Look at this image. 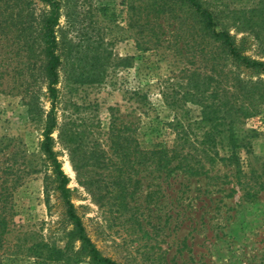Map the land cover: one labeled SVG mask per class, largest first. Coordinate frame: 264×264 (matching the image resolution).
<instances>
[{
  "label": "rangeland",
  "instance_id": "rangeland-1",
  "mask_svg": "<svg viewBox=\"0 0 264 264\" xmlns=\"http://www.w3.org/2000/svg\"><path fill=\"white\" fill-rule=\"evenodd\" d=\"M59 1L57 110L72 142L66 145L56 133V150L77 213L101 254L119 264H264V191L246 198L235 184L233 166L219 163L209 179L176 172L168 182L159 172L136 166L127 212L119 210L108 176L117 162L110 143L112 121L132 127L144 150L178 144L198 155L203 101L220 114V157L229 149L223 116L230 113L238 134L249 142L239 151L240 170L264 183V102L258 93L264 92V76L228 65L219 51L196 50L192 40L184 42L169 28L157 42H149L141 27L143 12L132 6L141 7L145 0ZM211 1L230 16L225 21L252 26L238 37L249 39V57L264 62L259 0ZM48 11L39 0H0V136L9 143L0 166L15 155L21 169H41L26 175L10 200L12 217L9 233L1 237L0 264H91L76 255L70 262H52L29 253L37 244L64 249L71 229L60 200L52 196L48 205L44 191L42 117L51 102L39 35ZM234 77L243 81L241 86ZM246 83L258 85L252 98ZM245 111L256 114L239 117ZM70 150L83 166L80 175ZM79 246L75 243L73 254Z\"/></svg>",
  "mask_w": 264,
  "mask_h": 264
},
{
  "label": "trees",
  "instance_id": "trees-1",
  "mask_svg": "<svg viewBox=\"0 0 264 264\" xmlns=\"http://www.w3.org/2000/svg\"><path fill=\"white\" fill-rule=\"evenodd\" d=\"M45 4L49 11L43 18V25L40 31V39L43 42L44 62L42 67L43 76L46 81L47 97L50 100V109L43 112L42 117L43 130L40 143V153L42 160V170L44 172V191L46 194V203L50 205L52 196H57L63 208V215L68 221L71 229L67 234L68 239L65 248L59 249L56 246L43 244L33 245L29 249L31 256L50 260L52 262H61L66 260L70 262L76 255L89 259L91 264H119L110 258L101 254L91 238L87 234L82 218L77 213L72 200V191L69 188L70 179L63 170L59 153L56 150V139L54 134L58 133L59 139L66 145L72 142L69 135H65L63 126L58 119V99L60 84V68L62 66V57L59 54V41L56 29L60 24L61 4L59 0H39ZM134 10L143 12L145 23L141 26L143 34L149 38V42H157L159 36L165 35L166 28H169L173 35L178 38L190 39L194 43L196 50L202 53L207 48L211 51H219L226 58L227 64L243 72L264 76V62L253 59L247 55V44L249 39L242 37L239 39L238 32L248 30L251 25L231 23L225 21L230 16L225 15V11L211 0H145L144 5L136 7ZM264 19V0H259L256 9ZM137 14V13H136ZM142 14V13H141ZM232 29L236 30L233 33ZM216 59L213 60L214 72L217 71ZM229 76V75H228ZM236 84L242 85L243 81L239 77H234ZM247 93L252 98L258 89V85H249L246 83ZM260 100L264 102V92L261 90ZM202 117L200 125L204 132L201 139H197L201 148L199 154L185 153L177 145L164 146L157 149H142L138 139L134 135L132 127H122L117 120L110 124V143L112 155L117 158L112 171L109 173L111 178L112 194L120 211L127 212L129 209V198L133 197L134 190L131 189L134 183V176L137 173L136 166L145 167L156 171L165 182H168L176 172L184 175L188 179L192 178H210L211 170L219 163L223 162L235 168L233 177L235 184L244 192L248 199L256 198L264 191V183L253 181L251 176L240 170L241 158L240 149L249 147L246 138L240 136L236 130V122L230 113L223 116L224 131L227 139L228 153L225 157H220L216 150L218 138L223 131H219L220 114L213 104L201 102ZM30 114L39 116L33 108H30ZM256 112H240L239 117L249 118ZM228 121V124H226ZM175 125L174 127H176ZM124 131L131 133L124 135ZM9 149V143L6 138L0 136V155L6 154ZM74 169L78 175L81 174L83 166L80 161L75 160V150H70ZM95 154V153H92ZM13 160L12 164H8ZM15 161V155L7 159L5 165L0 166V242L1 237L9 233V227L12 217V207L10 200L14 191L23 183L26 175L32 172L40 173L41 169H34L27 172L21 169ZM27 172V173H26ZM229 179V175H225ZM227 181L225 184L233 183ZM79 243V251L74 252L75 243ZM46 254V258L44 257Z\"/></svg>",
  "mask_w": 264,
  "mask_h": 264
}]
</instances>
